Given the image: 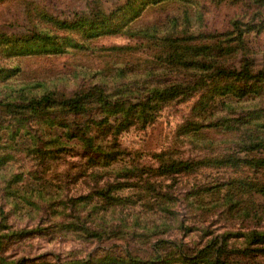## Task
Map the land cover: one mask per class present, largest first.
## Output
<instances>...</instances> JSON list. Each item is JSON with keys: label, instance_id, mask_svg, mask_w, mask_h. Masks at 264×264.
I'll return each mask as SVG.
<instances>
[{"label": "rangeland", "instance_id": "rangeland-1", "mask_svg": "<svg viewBox=\"0 0 264 264\" xmlns=\"http://www.w3.org/2000/svg\"><path fill=\"white\" fill-rule=\"evenodd\" d=\"M45 95L85 108L0 110V264H264V145L238 141L264 132V0H0V102Z\"/></svg>", "mask_w": 264, "mask_h": 264}, {"label": "trees", "instance_id": "trees-1", "mask_svg": "<svg viewBox=\"0 0 264 264\" xmlns=\"http://www.w3.org/2000/svg\"><path fill=\"white\" fill-rule=\"evenodd\" d=\"M241 23L242 22H237L236 24H234L233 25L234 29L237 30L236 28L239 25H241ZM174 41H175L174 43L177 45V47H179L178 44H181V43H185L186 44L187 43V40L185 38H177ZM201 52H202V48L197 47L196 50L194 51V55H196V56L194 57V60H192V61H195L197 63V59H201V58H199ZM187 60H189V58ZM200 62H202V61H200ZM183 65L184 66H188L189 62L187 61ZM193 65H195V64H193ZM207 67L208 66H205V69ZM208 70H212V74H214V72L216 71V70H213L211 68H209ZM206 86H207V83H204L203 84V88H205ZM190 87L191 86H187L188 89ZM156 92H157V96L161 97L162 99H160L158 101V99H157L158 97H156V100H154V98H152V97H148L146 101L141 102V103H144L141 106L134 105L133 107L128 108V112H127L128 119H127V121H134V119H135L136 121H138V123H141V124H142V121H143V125L145 126L146 129L149 128L151 125L155 124V121H156L157 117H155L154 111H158V112L162 111V109H164V108H162L160 106V104L162 103L163 105H165V104H168L169 102L173 103V101H175V100H173L174 99L173 97H175V95H176V91L173 89V86L171 87L170 90H168V89L167 90H163V91H159L158 90ZM116 97H117L116 95L111 96V98H113V99L114 98L116 99ZM209 99L210 100L208 101V103L206 105L207 109L209 107V104L211 102H213L216 98L214 96H212ZM177 101H179V100H177ZM184 102H185L184 100L180 101V103H184ZM155 104H156V106H154ZM123 106L124 105H118V106L115 105V107L118 109L117 111L124 110L125 108ZM153 107H155V108H153ZM32 108L36 112L52 111V110H55V109L60 110V111L73 109L76 112H80L82 109L85 108V104L76 103V99H73V100H70V101H64L63 100L62 102H60V104H58V103H55L53 98L51 96H49V95H45L41 99L33 100L32 104L28 105L27 107H21V106L15 105L13 103H1L0 102V110L1 109H5V110H8V111H14V110L17 111V110H25V109L27 110V109H32ZM207 109L205 110V108H204V112L207 111ZM151 110H153V112H151ZM137 114H138V116H137ZM209 115L212 116L214 114L210 111ZM137 117H139V118L137 119ZM224 118H226V117L223 116L222 119H221V122L224 120ZM231 119L236 120V116L234 115V112L231 113ZM219 126H220V124H214V125H210V126H204L202 124L201 125L194 124V126H193L194 130H192L190 134L193 133L192 135H193L194 138L199 137V138H201V140H203L205 142L207 140L203 139L204 138V131L207 130V129L208 130L209 129L210 130H218V128H220ZM197 134H200V136H198ZM238 141H239V144H244V143L247 144L248 143L250 146H249L247 152H249V151H251V149H256V147H260V146L264 145V132H262V134L259 133L258 135H253L251 133V131H250L248 134H244V138L243 139L239 138ZM160 158L163 159L162 156ZM157 161H158V166H159L165 160H157ZM263 163H264V161H262V164ZM163 164H165V162H163ZM181 165H182V163L174 164V165L169 167L168 171L177 172V171H179L178 168L181 167ZM191 167L192 166L190 165L188 168H191ZM186 170H181V171L184 172ZM137 172H138V169H134L133 172H130L128 174H121V177L122 176H124V177L128 176V177H132L133 178L135 175L137 176V174H135ZM153 173H154V169H148L147 173L143 172L142 174L151 176ZM156 175L159 176L160 178H162L163 182H164V179L166 177H165V174H164L163 169L161 167L158 170H156ZM236 186H238L237 181H225V182H221V183H216L213 186H207V187H203V188H201L199 186H196L197 190L196 191L194 190L195 192L194 191L189 192V193L185 192V195L184 194H180L181 196L184 195V197H185L184 202H182L180 199H178L177 196L171 195L170 193H168L166 191H165L166 193H164L163 190H161V189H159V193H157V194H155L156 193V191H155L156 188L152 189V191H149V189H148V192L154 193L153 195L156 197V199L168 200L170 202H174V203H177V204L185 203L186 205L189 204L190 207H193V206H196V205H198V206H202L203 205V203H204L203 200H204V195L205 194H212V196H218L222 189H224L226 187L235 188ZM164 203H166V201ZM165 211H169V210L160 208L159 213L162 215V217H159L158 221L162 220V219L163 220L166 219V218H163V216L166 217V215L167 216L170 215V214L164 213ZM173 211L174 210L169 211V212L173 213ZM173 215H175V213H173ZM161 223L163 224V222H161ZM191 230L192 229L189 228V231H191ZM257 235H258V237L254 241L255 242L263 241V243H264V237L261 236L260 234H257ZM225 237H227V236H225Z\"/></svg>", "mask_w": 264, "mask_h": 264}]
</instances>
